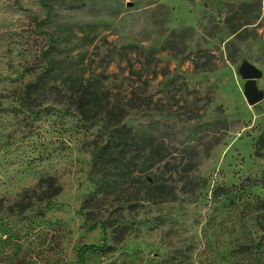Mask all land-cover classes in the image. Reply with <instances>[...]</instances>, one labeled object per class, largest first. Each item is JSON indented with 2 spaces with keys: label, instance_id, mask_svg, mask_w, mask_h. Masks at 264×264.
Masks as SVG:
<instances>
[{
  "label": "rangeland",
  "instance_id": "obj_1",
  "mask_svg": "<svg viewBox=\"0 0 264 264\" xmlns=\"http://www.w3.org/2000/svg\"><path fill=\"white\" fill-rule=\"evenodd\" d=\"M230 42L235 63L225 61ZM201 50L217 58L214 71L193 69ZM53 61L55 87L28 96ZM243 63L261 70L264 93V0H0V264H264V150L254 152L264 98L246 102ZM177 75L185 89L170 82ZM80 77L124 103L144 89L161 100L162 113L122 120L149 132L141 185L119 179L93 194L92 154L109 136L67 101ZM186 109L195 114L178 116ZM153 140L166 156L150 167ZM22 196L26 210L15 206Z\"/></svg>",
  "mask_w": 264,
  "mask_h": 264
},
{
  "label": "trees",
  "instance_id": "obj_2",
  "mask_svg": "<svg viewBox=\"0 0 264 264\" xmlns=\"http://www.w3.org/2000/svg\"><path fill=\"white\" fill-rule=\"evenodd\" d=\"M48 4V3H47ZM49 12L52 10V5H48ZM252 24L251 22L242 23L236 28L232 29L231 34L235 40L238 38L244 39V35L247 31V26ZM193 29L191 27L186 29H175L171 32V36L178 37L180 35L189 36ZM54 42L59 43V36ZM34 43V42H33ZM168 44V43H166ZM163 45V48L164 46ZM173 46H177V41L172 43ZM125 48H137L134 45H128ZM235 44L230 42L226 44V57L225 61L229 63H235L237 56L232 53ZM56 49L54 44L48 47V50L41 53V56L45 55L46 52ZM193 69L198 72H211L214 71L218 64L217 58L209 50L197 51L190 58ZM59 76L57 69L55 68V62H51L40 75L37 80L31 85L28 91L34 93V98H39L45 95L48 91H51L55 85L52 81L56 80ZM156 78V73L153 74ZM171 83H179L182 87L186 88L185 80L182 76L177 75L170 80ZM50 83V85H47ZM148 83V81H147ZM47 85V86H46ZM69 95L67 101L74 106L81 116V118L89 124H96L101 121H105L102 125V129L108 134V141L96 149L92 154L94 168L98 171L100 180L96 184V189L93 194H105L106 191H111L117 184L119 179L123 180L125 184L135 183L141 185L139 180L141 167H139V161L146 155L145 148L147 146V140L149 139L148 130L143 132L129 133L127 127L122 124V120L129 114V112H135L139 114H145L150 111H156L162 113L163 105L161 100H154V96H147L144 94V90L132 91L130 97L126 99L124 103L123 99H118L117 96L112 95L110 88L103 87V83L99 78L85 80L82 77L79 79H73L69 85H67ZM192 101L191 106L194 108L197 102ZM205 106V105H204ZM188 108V107H187ZM180 114L190 115L195 114L193 110L186 109ZM190 119V118H189ZM157 144L152 141L150 155H148L150 161V167L162 160L166 154L160 153L154 149ZM264 150V132L258 137L254 145V152L256 155H260L261 151ZM149 167V168H150ZM148 169V168H146ZM136 173V174H135ZM135 174V175H133ZM144 184H149L150 180H143ZM104 192V193H102ZM58 193L57 188L54 187L51 196L55 197ZM45 194V192H42ZM25 195H27L25 193ZM25 196H22L17 200L15 206H18L21 210L28 208V201ZM255 221L259 229L264 231V199L258 200L255 204Z\"/></svg>",
  "mask_w": 264,
  "mask_h": 264
},
{
  "label": "water",
  "instance_id": "obj_3",
  "mask_svg": "<svg viewBox=\"0 0 264 264\" xmlns=\"http://www.w3.org/2000/svg\"><path fill=\"white\" fill-rule=\"evenodd\" d=\"M238 74L245 81L243 94L248 105L254 106L262 101L264 93L258 89L255 82L261 78V70L251 63H243L238 68Z\"/></svg>",
  "mask_w": 264,
  "mask_h": 264
}]
</instances>
